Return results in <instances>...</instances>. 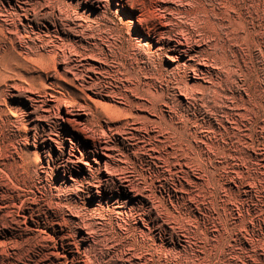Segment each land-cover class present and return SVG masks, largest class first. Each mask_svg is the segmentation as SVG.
Listing matches in <instances>:
<instances>
[{"label":"rangeland","instance_id":"rangeland-1","mask_svg":"<svg viewBox=\"0 0 264 264\" xmlns=\"http://www.w3.org/2000/svg\"><path fill=\"white\" fill-rule=\"evenodd\" d=\"M0 264H264V0H0Z\"/></svg>","mask_w":264,"mask_h":264},{"label":"bare ground","instance_id":"bare-ground-1","mask_svg":"<svg viewBox=\"0 0 264 264\" xmlns=\"http://www.w3.org/2000/svg\"><path fill=\"white\" fill-rule=\"evenodd\" d=\"M91 3L94 5L95 3H96V0H91ZM69 121V120H68ZM70 122H72V121H70ZM74 128V130L75 131H77L79 134L81 133V131L78 129V128H76L75 126H73ZM87 139H89V140H93V143H94V145H95V148L96 149H98L97 147H96V142L94 141V139L93 138H89V137H87Z\"/></svg>","mask_w":264,"mask_h":264}]
</instances>
